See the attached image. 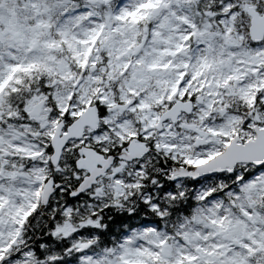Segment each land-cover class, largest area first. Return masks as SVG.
I'll return each instance as SVG.
<instances>
[{"label": "snow or ice", "instance_id": "obj_1", "mask_svg": "<svg viewBox=\"0 0 264 264\" xmlns=\"http://www.w3.org/2000/svg\"><path fill=\"white\" fill-rule=\"evenodd\" d=\"M0 264H264V0H0Z\"/></svg>", "mask_w": 264, "mask_h": 264}]
</instances>
